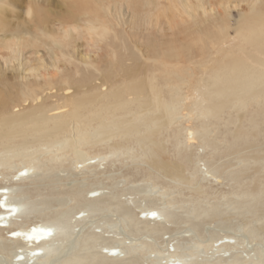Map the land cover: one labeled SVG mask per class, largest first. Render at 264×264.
Masks as SVG:
<instances>
[{
    "label": "bare ground",
    "instance_id": "bare-ground-1",
    "mask_svg": "<svg viewBox=\"0 0 264 264\" xmlns=\"http://www.w3.org/2000/svg\"><path fill=\"white\" fill-rule=\"evenodd\" d=\"M258 1L63 0L76 14L70 11L62 33L48 29L54 21L36 3L25 14L47 30L41 36L18 16L16 30L0 40V84L12 80L22 101L39 99L35 89L26 90L29 81L54 78L64 68L53 43L71 64L93 58L108 35L122 41L119 25L156 37L190 28L193 35L187 45L154 47L147 66L130 52L131 64L102 73L97 88L80 92L91 78L81 77L62 87L67 94L51 105L10 113L0 94V264H146V258L149 264H264L262 227L232 231L220 224L204 234L214 220L225 222L226 206L246 205L249 212L264 201V183L253 193L233 187L230 198L211 187L212 177L246 172L221 170L220 160L212 159L250 145L264 131V10ZM243 6L246 21L236 36L229 35L226 17L219 32H202L214 14ZM87 23L95 27L84 33ZM133 35H126L131 43ZM184 117L190 125H183ZM171 152L185 158V166L171 160ZM123 169H140L143 177L128 179L119 174ZM143 202L148 207L137 213ZM178 215L186 232L172 229Z\"/></svg>",
    "mask_w": 264,
    "mask_h": 264
},
{
    "label": "rangeland",
    "instance_id": "rangeland-1",
    "mask_svg": "<svg viewBox=\"0 0 264 264\" xmlns=\"http://www.w3.org/2000/svg\"><path fill=\"white\" fill-rule=\"evenodd\" d=\"M258 2L259 4L257 6V9L264 10V0ZM36 3L40 5L42 9L46 10L49 17H51V19L54 21V23H52V27H48V29L56 30L57 32H61V28L63 27L65 20L69 19L68 16L70 14V11L76 14V11L71 10L70 7H68L69 6L68 3H64L63 0H2V1L0 0V40L3 39L10 31L16 30L15 27L16 21L19 20V17L22 20L24 19L23 22L27 26L28 25L31 26V31L34 34L41 36V33L43 34L46 33L47 30H45L42 26L39 25V22H37L36 17H32V16L27 17L25 14L29 6L33 5L34 7ZM243 10H244V6L243 9L242 8L232 9L228 14L225 15L214 14L213 17H211L208 22H206L204 25L201 26L202 32H204V34H206L207 32H212V33L214 32L217 33V31L219 32L218 29L219 25L220 23L224 25L222 19L223 17H226L228 20V25L230 27L229 35L231 36V38L236 36L238 29L241 26H243V24L246 21L245 16H243L244 15V13L242 12ZM124 18L125 21H128L129 14L124 12ZM8 21L9 22L12 21L14 24L9 23ZM87 27L93 29L95 25L93 23H87V25L84 27L85 29L84 33L87 31L88 29ZM115 29L119 36H124L123 40L125 41L126 44L125 45L123 44L124 43L123 40L120 41L119 39L113 38L112 35H108L106 39L101 40V42L98 43V45L100 44V49L92 52V55H94V57L90 59H86L85 61L77 57L76 60L75 59L71 60V64L68 63V60L65 57H63L64 50H62L60 46H56L53 43L52 45L58 51L61 62L64 63L65 65L64 68L54 78H49V79L39 78V79H34V81H29L28 89L26 90L35 89V91L39 94V99L34 102L32 100L22 101L21 99L22 96L19 93L21 91L17 87H14L13 84L14 82L12 80L9 81L8 83L6 82V84H0V94L8 101L4 110L10 113H21V112H26L28 109H31L33 106H36L37 104H47V105L54 104L58 99L62 98L63 95L67 94L66 91L62 90V87L71 84L72 82L73 83L79 82L81 77L90 76L91 78H90V82H88L89 84L86 87L83 86V88L80 89V92L85 91V89L94 90L101 83L102 73L105 72L106 74L108 72L107 70H109L110 72L115 74L117 70H120V67H122L123 65L125 67L128 64H131V61H129L128 59V55H130V52H134L136 56L139 58L138 64L141 67L147 66L150 64L148 58L153 54L154 47L156 49L158 47H160V49L161 48L166 49L174 42H177L178 44L187 45L190 41L189 40L191 38L190 36L193 35L192 28H190L186 33H182V34L178 33L176 35L166 30L161 35H157V37H156V33L135 34L129 30L130 28H128L127 25L124 26L119 25ZM126 29H127V33H125ZM128 33L134 34L133 35L134 40L132 43L128 38H126V35H128ZM135 40H137L136 43H134ZM144 40L145 42L152 41V46L148 47L144 45ZM113 48L115 49L113 50ZM126 49H128V51ZM79 50L83 51L84 49L82 47L81 49L79 48ZM65 52L67 51L65 50ZM4 53H5L4 51H0V57ZM39 57L45 58L44 50L41 51ZM32 58H34V56H32ZM106 87L107 86H104L102 87V89L105 90ZM49 88H53V89L50 90ZM72 91L73 88L71 89V91H69V93L72 94ZM241 112L242 111H239V114ZM184 113H187V110H185ZM188 120L189 119L187 117L186 118L184 117L183 119L184 126L190 125V122ZM259 127H264L262 122L260 123ZM255 131L257 130L255 129L253 132ZM260 135H261L260 137L254 136V138L253 136H251L254 139L253 140L254 142H252L250 145L239 148L236 152L230 154L228 153V155L226 152H222V153H226L223 157L221 154L220 157L215 156V159H212V161H218V163L220 160L221 164L219 163V166H221V170L227 171L230 168L231 169L233 168L238 169L240 167L246 168V172L244 175L241 174L240 176L234 179H233V175L228 176L227 174L221 180L217 179V177H212L213 180L211 181V187L215 191H218L225 197L230 198L232 196V193L236 191V189H233V187H238L237 188L238 192L248 191L249 193H253L260 188V184L264 183V131H262ZM197 146H198L197 143H195L193 144V146H191V148L193 149V147H197ZM173 154L174 152H171L169 154L170 159L175 162H179L185 166V163L183 162L185 158L183 159L181 158L183 160L182 161L181 159L174 157ZM242 161H246L244 165ZM199 165L203 170L207 169V166L204 161H200ZM132 171L134 173H132ZM119 174L120 175L124 174L127 176L128 179L130 178L132 180H141L143 177V173L142 171H140V169L138 170L123 169L122 171L119 172ZM12 176H10V178H12ZM64 187L67 188V186ZM121 187L122 188L125 187L124 183H121ZM186 192H188V195L191 194V192L187 190ZM140 197L141 194L135 195L136 199H140ZM145 203L146 202H143L141 207H136L137 213H140L143 209L148 207L145 206ZM235 207H236L235 205L226 206L227 208L225 214L226 223L224 222V219L223 220L218 219V220H214L211 223V225L204 227V234L206 238H208L210 234L215 232L216 230L222 229L221 227H226V228L227 226L228 228L232 227L233 230L232 229L230 230L236 231L239 228L242 229L244 225L247 226L251 225L258 228L262 227L260 229L259 234L261 238H264V201L262 204H259L256 207L250 209L249 212H247L246 205L245 206L242 205V207L238 206L237 209H235ZM141 217L143 218V220H145L147 218V215L144 216V214H141ZM183 217L184 216L182 215L179 216V220L172 226V229L174 228L176 229L180 228V230L182 229V227L185 225L184 223H182V221L186 220ZM259 219H262V221L258 222ZM220 224L221 227H219ZM182 230L186 232L185 231L186 229H182ZM219 232H223V231L221 230ZM169 237H170L169 233L165 234L164 240L166 242H169L173 239V237L170 238ZM173 243L175 242H171V244ZM261 245L263 246V244ZM173 247L174 246L171 245V248ZM252 247L253 246H251V248ZM167 255L168 253L166 252V256ZM152 256H154V254H152ZM166 261L167 259H164L163 263H165ZM145 262L146 264H149V259L146 258ZM1 263L9 264L6 261H2Z\"/></svg>",
    "mask_w": 264,
    "mask_h": 264
},
{
    "label": "snow or ice",
    "instance_id": "snow-or-ice-1",
    "mask_svg": "<svg viewBox=\"0 0 264 264\" xmlns=\"http://www.w3.org/2000/svg\"><path fill=\"white\" fill-rule=\"evenodd\" d=\"M26 174H27L26 172L22 173V175H26ZM4 191H7V189H4ZM93 195H95V193H93ZM81 215H83V213H81ZM146 215H148V213H146ZM150 215L155 218V217H157L158 213L153 211V212L150 213ZM12 235L13 236H18V235H20V233L14 232V233H12ZM47 235H51V229L47 230ZM105 251H107V249H105Z\"/></svg>",
    "mask_w": 264,
    "mask_h": 264
}]
</instances>
